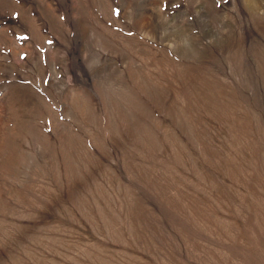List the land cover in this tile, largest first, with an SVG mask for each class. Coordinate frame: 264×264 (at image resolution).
<instances>
[{
  "label": "rangeland",
  "instance_id": "1",
  "mask_svg": "<svg viewBox=\"0 0 264 264\" xmlns=\"http://www.w3.org/2000/svg\"><path fill=\"white\" fill-rule=\"evenodd\" d=\"M0 264H264V0H0Z\"/></svg>",
  "mask_w": 264,
  "mask_h": 264
}]
</instances>
